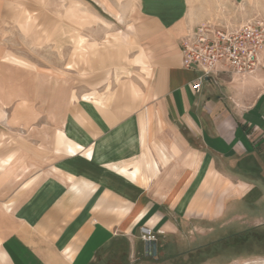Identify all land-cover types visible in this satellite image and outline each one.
<instances>
[{"label": "crops", "instance_id": "0c3cea01", "mask_svg": "<svg viewBox=\"0 0 264 264\" xmlns=\"http://www.w3.org/2000/svg\"><path fill=\"white\" fill-rule=\"evenodd\" d=\"M16 1L0 0L2 110L33 99L30 69L1 57ZM229 1L264 20V2ZM207 10L135 0L134 77L107 97L67 85L43 107V147L24 145L22 168L0 174V264H184L239 229L238 207L254 205L264 181V52L254 77L192 89L200 73L183 65L182 38Z\"/></svg>", "mask_w": 264, "mask_h": 264}, {"label": "rangeland", "instance_id": "374dc122", "mask_svg": "<svg viewBox=\"0 0 264 264\" xmlns=\"http://www.w3.org/2000/svg\"><path fill=\"white\" fill-rule=\"evenodd\" d=\"M134 1L17 0L9 8L1 57L30 69L33 99L14 102L4 112L0 107V174L12 164L17 166L24 145L43 147V107L66 94L67 85L85 92L95 89L107 97L134 77L138 56L132 26ZM189 1L196 8L207 7L208 20L202 23L235 25L260 18L248 14V3L240 7L229 0ZM261 161L264 164V158ZM256 184L261 187L256 203L238 207L234 221L239 229L218 231L208 243L186 253L184 264H264V181ZM247 228L253 229L249 242L234 245L231 235Z\"/></svg>", "mask_w": 264, "mask_h": 264}, {"label": "built area", "instance_id": "2783aa9c", "mask_svg": "<svg viewBox=\"0 0 264 264\" xmlns=\"http://www.w3.org/2000/svg\"><path fill=\"white\" fill-rule=\"evenodd\" d=\"M264 20L251 18L235 25L202 23L182 38L183 65L198 71L192 89L204 81L218 85L222 75L244 82L263 68ZM144 241H154L149 227L140 228Z\"/></svg>", "mask_w": 264, "mask_h": 264}, {"label": "trees", "instance_id": "16d2710c", "mask_svg": "<svg viewBox=\"0 0 264 264\" xmlns=\"http://www.w3.org/2000/svg\"><path fill=\"white\" fill-rule=\"evenodd\" d=\"M251 230L253 229L247 228L246 230H243L242 232H237V233L232 234L231 237H233L234 245L238 244L240 246H243L244 244H246V242H249L247 236H248V233L251 232Z\"/></svg>", "mask_w": 264, "mask_h": 264}, {"label": "water", "instance_id": "95a60500", "mask_svg": "<svg viewBox=\"0 0 264 264\" xmlns=\"http://www.w3.org/2000/svg\"><path fill=\"white\" fill-rule=\"evenodd\" d=\"M145 250L148 255L156 254V242L155 241H146L145 242Z\"/></svg>", "mask_w": 264, "mask_h": 264}]
</instances>
